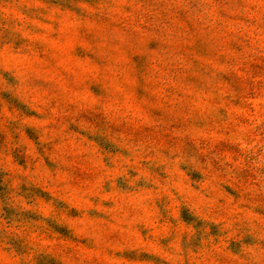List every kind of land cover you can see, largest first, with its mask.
Here are the masks:
<instances>
[{
  "label": "rangeland",
  "instance_id": "374dc122",
  "mask_svg": "<svg viewBox=\"0 0 264 264\" xmlns=\"http://www.w3.org/2000/svg\"><path fill=\"white\" fill-rule=\"evenodd\" d=\"M0 264H264V0H0Z\"/></svg>",
  "mask_w": 264,
  "mask_h": 264
}]
</instances>
